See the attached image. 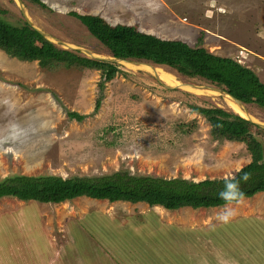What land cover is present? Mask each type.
I'll use <instances>...</instances> for the list:
<instances>
[{
	"label": "rangeland",
	"instance_id": "obj_1",
	"mask_svg": "<svg viewBox=\"0 0 264 264\" xmlns=\"http://www.w3.org/2000/svg\"><path fill=\"white\" fill-rule=\"evenodd\" d=\"M43 1L51 9L0 0L9 11L0 16L13 23L28 18L59 46L86 56L114 57L70 11L96 14L237 59L264 82V0ZM113 62L126 74L100 91V70H48L0 49V180L128 169L197 181L232 176L252 160L245 143L213 139L210 123L188 105L232 110L224 91L167 66ZM165 73L180 85L167 83ZM245 106L264 124V109ZM69 111L87 116L78 121ZM233 206L237 215L223 224L216 219L223 206L173 211L86 196L62 203L6 196L0 198V264H264V192Z\"/></svg>",
	"mask_w": 264,
	"mask_h": 264
},
{
	"label": "trees",
	"instance_id": "obj_2",
	"mask_svg": "<svg viewBox=\"0 0 264 264\" xmlns=\"http://www.w3.org/2000/svg\"><path fill=\"white\" fill-rule=\"evenodd\" d=\"M31 1L51 9L43 0ZM0 11L9 13L2 7ZM70 14L78 18L103 44L104 49L116 58L167 66L183 78H199L247 106L255 105L264 109V82L252 68L237 59L218 55L205 47L191 46L182 40L161 38L139 30L137 25H113L100 15L81 14L77 11H70ZM0 49L21 61L38 62L48 70H100V91L103 90L105 81L112 80L118 73L126 74L116 62L89 57L79 50L59 46L25 18L20 19L19 23H13L0 16ZM100 103L99 97L96 110ZM188 105L193 112L210 123L213 139L239 141L247 145L252 160L232 175L239 179L244 173L250 174L251 178L247 182H240L244 198L264 192V127L233 110L196 102H189ZM68 115L78 121L87 116L76 111H69ZM225 178L196 181L180 176L131 173L128 169L68 177L58 174H14L0 180V198L7 196L24 201L62 203L86 196L111 203L144 202L152 207L160 206L173 211L184 207L212 208L224 206L225 202L218 199L216 193L224 187Z\"/></svg>",
	"mask_w": 264,
	"mask_h": 264
},
{
	"label": "clouds",
	"instance_id": "obj_3",
	"mask_svg": "<svg viewBox=\"0 0 264 264\" xmlns=\"http://www.w3.org/2000/svg\"><path fill=\"white\" fill-rule=\"evenodd\" d=\"M250 178L249 173H244L239 179L235 176L225 178L224 187L216 193L217 198L225 202L222 210L216 215L220 223L227 224L237 215V208L233 205H241L245 196L240 182H247Z\"/></svg>",
	"mask_w": 264,
	"mask_h": 264
},
{
	"label": "bare ground",
	"instance_id": "obj_4",
	"mask_svg": "<svg viewBox=\"0 0 264 264\" xmlns=\"http://www.w3.org/2000/svg\"><path fill=\"white\" fill-rule=\"evenodd\" d=\"M54 39V38H53ZM128 63H130V62H128ZM134 65H135V63H134ZM142 65H144V64H142ZM141 65V66H142ZM136 66V65H135ZM146 66V65H145ZM144 67V66H143ZM151 68L153 69V70H155L152 66H151ZM157 71H161V73H162V71L163 70H157ZM153 73V72H152ZM151 73V74H152ZM164 73V72H163ZM159 74V73H158ZM161 77H163V79H165V81L167 82V83H170L171 85H180V83L178 82V80L174 77V76H171L170 74H166L165 73V75L164 74H161ZM162 80V79H161ZM181 86H183V87H185V88H188V89H190V90H195V91H197V92H203V90H201V88H198V87H194V86H190V85H184L183 83H181ZM202 89H204V88H202ZM196 92V93H197ZM207 92V91H206ZM212 92H214V93H222V92H219L218 90H215V89H213L212 90ZM223 95H224V98H225V103H226V105L230 108V109H232L233 111H235L236 113H238V114H240V115H242L243 117H245V118H248V119H251L252 121L253 120H257L249 111H246V109H245V107L244 106H242L240 103H238L235 99H233L229 94H227V93H223Z\"/></svg>",
	"mask_w": 264,
	"mask_h": 264
},
{
	"label": "water",
	"instance_id": "obj_5",
	"mask_svg": "<svg viewBox=\"0 0 264 264\" xmlns=\"http://www.w3.org/2000/svg\"><path fill=\"white\" fill-rule=\"evenodd\" d=\"M20 1V3H22V0H19ZM28 21H29V23L30 24H32V22L28 19V18H26ZM33 25V24H32ZM37 30H39L42 34H44L46 37H48L47 36V33H45L44 31H42L41 29H39V28H37V27H35ZM104 59V58H103ZM117 59H119V58H116V57H111V58H106L105 60H110V61H114V60H117ZM216 89H218V90H220V91H222L220 88H216ZM230 95V94H229ZM233 99H235L238 103H240L242 106H244L245 107V109H246V111H248L247 110V108H246V106H245V104L242 102V101H240L239 99H237V98H235L234 96H232V95H230ZM251 120V119H250ZM254 122V121H253ZM255 123H257V124H259V125H261V126H263L264 127V124H262V123H260V122H255Z\"/></svg>",
	"mask_w": 264,
	"mask_h": 264
},
{
	"label": "crops",
	"instance_id": "obj_6",
	"mask_svg": "<svg viewBox=\"0 0 264 264\" xmlns=\"http://www.w3.org/2000/svg\"><path fill=\"white\" fill-rule=\"evenodd\" d=\"M186 208H190V207H184L182 209H186ZM202 209H204V208H202ZM213 210H218V207H213Z\"/></svg>",
	"mask_w": 264,
	"mask_h": 264
}]
</instances>
